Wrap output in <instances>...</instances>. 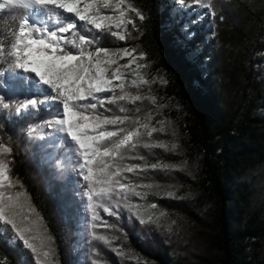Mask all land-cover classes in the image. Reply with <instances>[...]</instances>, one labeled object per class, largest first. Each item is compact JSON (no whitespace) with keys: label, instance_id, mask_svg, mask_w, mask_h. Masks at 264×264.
Masks as SVG:
<instances>
[{"label":"trees","instance_id":"16d2710c","mask_svg":"<svg viewBox=\"0 0 264 264\" xmlns=\"http://www.w3.org/2000/svg\"><path fill=\"white\" fill-rule=\"evenodd\" d=\"M173 1L130 0L140 31L135 40L163 75L161 94L174 106L169 111L183 133L181 142L200 157L202 187L215 204L213 249L189 264H264V196L257 182L264 169V78L254 66L264 52V0H210L197 17L179 11ZM178 1H192L191 9L199 5ZM25 13L0 10V40ZM186 15L193 22L188 33L181 27ZM47 25L57 27L55 20ZM0 65V96L12 105L0 106V142L11 148L14 174L47 229L57 235L55 210L18 141L20 128L33 116L15 113V104L30 93L19 87L23 73L10 71L2 55ZM22 252L18 239L0 232V264H17ZM156 259L157 264L169 261L158 248Z\"/></svg>","mask_w":264,"mask_h":264},{"label":"rangeland","instance_id":"374dc122","mask_svg":"<svg viewBox=\"0 0 264 264\" xmlns=\"http://www.w3.org/2000/svg\"><path fill=\"white\" fill-rule=\"evenodd\" d=\"M196 1L199 2V5L193 9L189 7V4L193 5L192 1L183 4L174 0L173 4L180 8L179 11L187 9L189 12H194L193 15L196 17L203 16L201 8H207L210 0ZM127 5H132L130 0H126L125 5L122 6L127 13L124 19L125 21L131 20L132 23L126 24L125 40H120L108 33L97 35L95 29L91 31L80 29V32L89 37H97L96 43L88 46L89 50H93L96 46L110 50L135 48V55L145 54V58L137 62L147 65V67L138 71L150 82L140 84L139 87L133 86L131 81L136 78L133 71L135 65H133V69H129L127 73L125 91L132 95H140L143 99L134 104L119 101L117 104L106 105V108L111 111H105L102 108H98L97 111L108 116L130 117L120 127H138L134 124L137 118L141 124L149 123L150 127L160 128L162 126L163 132L157 131L151 137L144 136L143 140L149 144L164 142L169 149L175 144L177 147L174 151L141 146L134 151H129L126 158L119 163L124 165L161 163L168 164L169 168L166 171L149 168L146 172H125L126 179L121 178L122 182L136 185L135 191L140 192L141 196L129 193L127 200L117 196H113L111 199L106 196H96L92 201H89L87 182L82 179L78 167L80 158L70 150L67 143L54 135V129L44 124V121L52 118L53 111L45 107L38 114H30L33 119H29L20 128L18 141L25 153L27 163L31 165L34 179L38 181L45 195L51 201L59 227L57 235L47 229L43 218L32 204L27 190L14 174L10 153L7 154L6 159L10 163L14 187L7 188L6 192L13 196L16 193H21L17 205L19 214L15 216V220L22 228L30 227L32 229L31 232H26L25 236L30 242L35 243L38 252L50 251V255L43 258L37 253H33L23 241L18 239L23 247V252L17 257V264H157V248L165 251L169 258L168 264H189L201 260L213 249L210 238L215 232L212 219L215 204L202 187L200 157L197 152L181 142L183 133L169 111L174 106L161 94L163 75L152 68L146 52L140 44H137L135 35L140 31L131 15L132 10H129ZM28 12L34 13L36 23L40 20L50 23L51 20L56 19L54 15L49 19L42 10L30 9L24 15ZM105 13L118 15L111 10H105ZM177 13L178 17L181 16L180 12ZM183 20L182 30H186L184 32L188 33L187 30L190 29L192 26L190 24L193 22L189 21V15H186ZM197 22L199 21L197 20ZM58 35L64 36L67 40L77 41L78 39L75 31L58 33ZM257 56L254 66L259 75L264 78V52H259ZM117 59L119 64H125L129 57ZM116 94H120L119 89L116 90ZM153 98H155V103H153ZM121 107L126 111H120ZM15 113L26 112H17L15 109ZM141 131L145 130L141 128ZM138 156H144L146 159L132 158ZM172 165L178 166L180 170H172ZM258 177V189L264 196V169L258 173ZM96 187L99 189L101 185H96ZM167 192H175L176 197L167 198L164 195ZM117 202L119 208L116 207ZM128 204L132 207H126ZM152 204L157 207H151ZM90 205H95V211L101 219H92L93 212ZM105 206L119 211L120 215H109L104 211ZM137 212L139 218L135 215ZM24 216L29 219L24 221ZM141 218L145 221L144 223H140ZM102 220L112 226L92 227L93 224L101 225ZM3 227L8 228L9 226L3 225ZM6 232L12 235V238L14 237L12 231ZM94 234L106 237L110 244L95 239ZM42 244L43 246H41Z\"/></svg>","mask_w":264,"mask_h":264},{"label":"snow or ice","instance_id":"6c2138e0","mask_svg":"<svg viewBox=\"0 0 264 264\" xmlns=\"http://www.w3.org/2000/svg\"><path fill=\"white\" fill-rule=\"evenodd\" d=\"M125 3L126 0H0V10L35 9L44 11L49 19L53 15L56 17L57 27L53 30L44 22L38 26L33 12L22 15L18 21L14 22L15 27L11 29V35L0 40V55L5 57L10 71L21 70L23 74L17 77L19 87L25 93H30L25 99L16 102V111L38 114L45 107L53 111L52 118L44 121V124L54 129V135L67 143L70 150L80 158L78 167L82 179L87 182L89 201L96 196H106L109 199L117 196L124 200H127L129 193L141 196L140 192L135 191L136 185L122 182L121 178L126 179L124 173L146 172L149 168L166 171L169 165L161 163L124 165L119 161H123L129 151H134L141 146L158 147L166 151H174L177 147L173 144L169 149L164 142L154 144L144 142V136L151 137L157 131L163 132L162 126L150 127L149 123L141 124L137 118L134 124L138 127H120L130 117L108 116L97 111L98 108L111 111L106 108V105L117 104L119 101L134 104L143 99L140 95H132L125 91L127 73L129 69H133V65H135L133 71L136 78L131 81V84L139 87L140 84L150 82L138 71L147 67L137 62L144 59L145 54L135 55V48L110 50L96 46L93 50H89L88 46L95 44L97 37H89L80 32V29L88 31L95 29L97 35L108 33L120 40H125L126 24L132 23L131 20L124 19L127 13L122 6ZM127 7L129 10H134L132 5ZM105 10H111L118 15L106 14ZM72 31L76 32L77 41L67 40L64 36L58 35V33ZM124 57H129L127 63L119 64L117 58ZM0 76H3V73H0ZM117 89H119V95L116 94ZM105 93L109 95H101ZM4 100L5 97L0 96V106L5 109L12 107ZM120 111H126V109L121 107ZM141 128L145 131L142 132ZM11 151L10 147L0 142V222H2L0 232L12 231L14 238L23 241L33 253L47 258L50 251L38 252L35 243L26 238L25 233L31 232L32 229L22 228L15 220V216L19 214L17 205L21 193L13 196L6 192L7 188L14 187L10 163L6 159ZM132 158L146 159L144 156ZM171 168L174 171L180 170L176 165H172ZM96 185L101 187L97 189ZM164 195L167 198L176 197L175 192H167ZM90 207L93 212L92 219H101L95 211V205ZM116 207L119 208L118 202ZM126 207L132 206L128 204ZM151 207L155 208L157 205L152 204ZM104 211L111 216L120 215L119 211H114L107 206L104 207ZM135 215L139 218L138 212ZM28 219L27 216L23 217L24 221ZM144 222L141 218L140 223ZM3 225L9 227L4 228ZM98 226L111 227L112 225H108V222L103 220L101 225H92L93 228ZM94 238L110 244L104 236L94 234Z\"/></svg>","mask_w":264,"mask_h":264}]
</instances>
